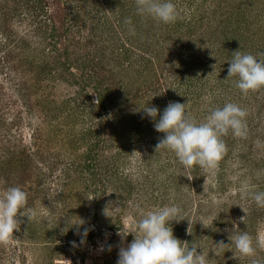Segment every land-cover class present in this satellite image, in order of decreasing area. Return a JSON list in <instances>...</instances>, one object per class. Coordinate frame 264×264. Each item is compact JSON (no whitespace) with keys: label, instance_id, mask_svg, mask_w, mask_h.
<instances>
[{"label":"trees","instance_id":"1","mask_svg":"<svg viewBox=\"0 0 264 264\" xmlns=\"http://www.w3.org/2000/svg\"><path fill=\"white\" fill-rule=\"evenodd\" d=\"M171 2L180 15L164 24L138 15L135 0H0V193L20 187L29 208L44 201L33 220L17 216L11 241L31 243L48 264H84L81 245L96 250L99 241L117 259L132 242L120 235L126 215L145 207L137 186H158L147 207L165 197L177 204L185 219L170 225L174 236L200 246L208 264H250L229 236L235 228L255 244L264 208L250 198L253 213L235 224L246 203L230 188L243 171L264 180V89L242 94L228 68L237 50L264 58V0ZM63 86L71 94L59 97ZM169 102L186 104L197 123L237 104L246 135L222 137L215 169H185L174 152L156 150L165 134L143 111L158 108V120Z\"/></svg>","mask_w":264,"mask_h":264},{"label":"clouds","instance_id":"2","mask_svg":"<svg viewBox=\"0 0 264 264\" xmlns=\"http://www.w3.org/2000/svg\"><path fill=\"white\" fill-rule=\"evenodd\" d=\"M135 3L138 15L151 17L164 24L175 23L180 15L171 0H135ZM125 24L131 25V19L125 18ZM129 32L135 34V29L130 27ZM260 56L264 57V53ZM229 64L228 77H238L234 83L242 94L264 89V58L258 59L257 56L242 54L237 50ZM96 102L99 103L98 98ZM143 111L155 121V130L165 134L157 143L156 150L166 148L174 152L185 169H192L194 166L205 171L215 169L227 151L222 137L228 135L230 130L237 137L246 135L247 113L231 102L222 108L211 109L201 123H197L191 113L186 111L184 103L169 102L158 120V108L147 105ZM241 192L250 197L258 207L264 208V191L253 192L244 185ZM27 200V193L20 187H8L0 193V244L9 243L14 238V231L19 230L21 221L17 219L18 215L27 217L28 222L34 219L35 212L28 207ZM242 210L244 211L243 208ZM138 211L140 219L132 230L120 233L122 237L132 234L134 239L127 247L120 248L117 264H208L204 252L197 251L202 249L200 246L192 243L188 247L187 242H181L174 236L171 222L185 219L178 206H164L147 212L140 208ZM245 217L240 218L241 222L244 223ZM84 223L80 219L79 223L72 226L78 228ZM202 225L204 228L210 227L204 223ZM87 232L88 229L85 228L83 236L86 237ZM229 240L241 257H255L257 249L264 250V237H257L254 244L249 233L236 231L235 228ZM72 244L76 246L74 241ZM217 245L221 248L228 246L223 241ZM250 264H264V261L253 258Z\"/></svg>","mask_w":264,"mask_h":264},{"label":"rangeland","instance_id":"3","mask_svg":"<svg viewBox=\"0 0 264 264\" xmlns=\"http://www.w3.org/2000/svg\"><path fill=\"white\" fill-rule=\"evenodd\" d=\"M71 91H72V89L70 90L69 88L63 86V87H59L57 89L56 93L58 94L59 97H64L66 94H69V93L71 94ZM151 171H153V170H151ZM249 171L250 170H248V172L243 171L241 173L244 177L243 182L237 184V182L235 181V183L233 182L231 184L230 189H232V192H236L237 194H239V198L240 199L243 198L244 203H246V205H241L244 208V211L246 213L243 210H241V211L236 210L235 211L234 217H237V219L234 221L235 224L238 223L239 218H241L242 216H246V214L252 212L253 208L249 207V205H247L251 202L250 197L244 196L241 192V189L244 185L248 186L249 184H251L250 177L252 175L254 176V179H255L254 183H256V188L253 189L252 186H248L249 189L251 191L255 190V189H261V191L262 190L264 191V184H263L264 180L260 181L261 179H259V177L258 178L255 177V176H257V173H255V172L250 173ZM260 184H262V185L260 186ZM137 187L143 188L142 190H140V189H138V190L140 191L139 197L143 198V202H142L143 205L142 206H145L144 207L145 212H147L149 210L152 211V210L159 209L162 206H173L172 205L173 201L167 200V201L163 202V200L167 199V197H165L164 199L160 198L159 201L155 202L154 206L151 205L150 207L149 206L147 207L148 203L153 202V200H154L153 197H157L158 195H161L160 192H155L156 190H158V186H137ZM229 187H230V185H229ZM46 199L51 201L53 199V197L51 195V197H47ZM46 203H48V201H46ZM44 204H45L44 201L42 199L40 200V198H39V200H37L33 203V205H32L33 207H31V208H33L32 210H35V215L40 213L39 210L42 208V206H44ZM175 206H177V204H175ZM189 210H190V208H189ZM206 210H207V208L205 209V211ZM207 214H209V213H207ZM139 219H140L139 212L136 214L132 213V215H130V214L126 215V218L124 219V225H125L127 232L132 230L134 224ZM178 219H179V217H178ZM175 222L176 221H172L171 225ZM189 222L190 223L192 222V218L190 219ZM130 235L132 236V240H133L134 235H132V234H130ZM257 237H264V223L258 225V236ZM9 243H7V245H6L8 255H10V256H8V258L14 256L13 254L16 252L15 255L19 254L20 256L19 255L18 256L20 257V259L17 261H14L11 259L8 260L6 257V250L4 251V249H3L4 246L0 245V264H48V262H44L45 256H42L39 259V256L41 253L39 250L36 249L37 247H34L33 245H31V243L20 244V243H15V241H13V242L10 241ZM9 245H11V246H9ZM105 245H106L105 241L103 243L99 241V243L97 245L98 249H96V250H92V248H90V246L88 244H87V246L81 245L82 253H80V256H78V257H79V259L84 261V264H117L118 257H117V259L116 258L115 259H109L103 255V252H104L103 247ZM127 245L128 244H124L123 247H127ZM262 253L264 254V250L257 249V255L255 257H250L249 261L251 262V259H253V258L258 259V255H261ZM70 258L76 259V257H73V256H71ZM54 264H82V263H81V261H77L76 263H74L70 259L65 258V260L57 261Z\"/></svg>","mask_w":264,"mask_h":264}]
</instances>
